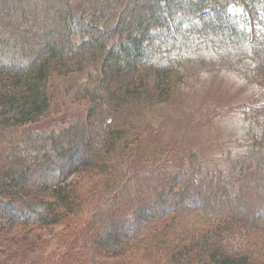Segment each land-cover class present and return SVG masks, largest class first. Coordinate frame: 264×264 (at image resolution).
I'll use <instances>...</instances> for the list:
<instances>
[{
    "label": "trees",
    "instance_id": "16d2710c",
    "mask_svg": "<svg viewBox=\"0 0 264 264\" xmlns=\"http://www.w3.org/2000/svg\"><path fill=\"white\" fill-rule=\"evenodd\" d=\"M47 3L57 20L52 28L36 26L33 14L24 21L29 25L21 27L17 23L22 21L15 18L18 10L10 0H0V23L5 21L6 32L0 39V60L7 53L12 60L22 55L32 67L26 74L6 68L0 72V215L11 224L22 227L33 222L30 226L37 228L73 219L78 230L69 226L61 237L79 240L90 253L122 259V264H264V226H260L264 216L250 214L254 207L248 203L249 193L239 185L242 176L257 174L260 189L264 188V130L247 142L249 151L237 158L234 167L224 168V161L216 159L212 162L222 164L210 173L200 168L203 159L192 147L187 148L185 163L180 158L186 167L170 172L173 153L179 151H164L159 143L143 154L141 166L134 167L135 150L129 144L160 139L164 129L157 123L141 128L135 123H113L100 150L94 149L88 134L94 118L117 120L121 111L156 106L175 93L185 74L199 73L198 67L206 62L196 65L181 60L179 69L165 61L163 50L176 46L180 36L210 29L220 50L219 57L210 59V76L221 69L227 75L242 73L241 86L224 81L230 93L243 92L237 106L246 103L254 111L257 95L264 109V0ZM119 4L128 8L114 12ZM19 11L26 17L25 9ZM245 89L253 93L247 95ZM74 105L86 108L82 120L71 119L69 125L61 121L60 127L54 124L44 140L34 137L38 143L23 135L26 126L53 115L54 106L60 114ZM188 132L181 138H187ZM178 137L171 142L180 145ZM164 147L171 149V144ZM42 169L63 182L50 191L31 186L34 176L43 175ZM96 171L104 177L97 179ZM198 171L200 176L192 178L191 172ZM76 173L94 185L79 192L81 183H67ZM145 174L155 179L148 188L141 181ZM133 180L137 185L129 189ZM192 198L205 201L217 214L179 229V207ZM142 225L147 228L139 235ZM15 240L26 247L22 251L30 246L27 236ZM89 260L74 254L69 264Z\"/></svg>",
    "mask_w": 264,
    "mask_h": 264
},
{
    "label": "rangeland",
    "instance_id": "374dc122",
    "mask_svg": "<svg viewBox=\"0 0 264 264\" xmlns=\"http://www.w3.org/2000/svg\"><path fill=\"white\" fill-rule=\"evenodd\" d=\"M10 4L13 9L18 10L15 18L22 21L17 23L21 27H25L27 24L29 25L30 22L26 23L24 21L32 14L33 20L37 22L35 25L40 28H52L57 21L55 19V14L51 11L50 7H48L49 4H45V0H22L21 2L20 0H10ZM35 8L38 9L35 10ZM126 8H128L126 5L119 4L114 8V12H120V10ZM19 9H25L26 17H24V13L19 11ZM4 24L5 21L3 24L0 23V39L6 34L5 27L3 26ZM185 34H189L188 30H185ZM176 40V46H166L164 48L163 53H165V61L170 65H175L176 68L179 69L181 68V60L196 65L204 62H206V64L198 67L200 68L199 73L190 72L185 74V77H182L183 84L179 85L178 88L177 86L174 88L175 93L169 95L166 99L159 98L165 101L156 106L147 107L148 105H145L146 107L135 108L131 111H121L119 114L121 119L119 118L117 120L109 116L94 118L93 123L88 124L90 127L88 134L94 139V145L98 148L94 149L100 150L103 147L102 144L109 130L108 126L113 123L115 126L124 125L125 123H135L140 128L145 123H157L159 126L158 128L161 130L164 129L163 135H161L162 137H159L161 140L154 138L133 141L129 144L131 150H135L134 159H132L134 167L137 165L141 166L142 163H144V158H142L143 154L155 150L158 143L159 148L164 151H179L173 153V165L170 166L172 169L169 170L170 172L177 171L181 166H184L180 158L184 159V163L186 162L185 158L189 157L186 152L188 147H192L199 157L203 159L200 168L204 169L205 167L204 171H208V173H210V170H218V166L216 165L222 164H215L212 162L216 159L224 161V168L230 165L234 167V163L242 157L243 153L249 151L247 142L250 143L252 137L256 133L261 132L260 130H264V109L260 104L261 99L255 95L256 104L254 106V111H249L250 109L246 103L237 106L238 100L243 92L240 94V90L238 89L230 93L224 81L227 79L233 87L236 85L241 86L238 81H241L240 77H242L243 74L238 72L235 75H227L225 72H222L221 69L220 71L215 70L218 72L213 71V75L210 76V59L219 57L220 51L217 50V43L215 41L217 39L213 35L212 29L200 33L191 32L189 36H180ZM144 51L145 55H148L146 49ZM11 56V53L1 56L0 69L2 70H0V72H3L5 68L25 74L29 69V73L32 71L30 64L21 58L22 55L17 56L15 60H12ZM158 62H160L159 59ZM152 80L153 76L151 77V81ZM241 83H243V81H241ZM244 92L247 95L253 93L248 89H245ZM214 100L226 102L224 104H215L213 102ZM234 102L236 103L235 107L230 105ZM260 109L262 110L260 111ZM56 110L60 111L57 106H54V108H52L54 114L48 118H44L40 124L26 126L25 134L23 135L29 139L36 137V139L40 138L44 140L50 134L54 124L59 123L60 127L61 121L63 123L67 121L65 125H69L71 124L69 123L71 119L82 120L86 113V108L79 107L78 105L68 107L60 114L55 113ZM81 115L82 117H79ZM136 130H134V132ZM189 130L190 132H188ZM184 132H188V136L185 139L181 138L180 135ZM174 136H179L178 138L182 139L180 145H178L177 142H171ZM36 139L35 142L38 143ZM48 140L50 141V148L51 140ZM22 141L26 142L28 139H22ZM168 143L171 144V149H165L164 145H168ZM21 148H26V145L22 144ZM27 153L33 156L31 149H28ZM162 155H165V152ZM151 156L158 157L157 154H152ZM42 171L43 175L41 174L38 177H33L31 182L33 185L31 186H40L50 191L49 189L51 187H55L60 181L63 182V179L58 181L56 175L45 171V169H42ZM96 172L99 177L97 179H100L102 176L104 177L101 172ZM200 172L201 171H198L196 174L191 172L192 178L198 175L200 176ZM84 176V174L76 173L67 183H81L83 186L79 192H84L94 185L91 184L93 181L86 180ZM143 176L144 178H142L141 181L146 183V188L154 183V176H148L146 174ZM186 177L188 176L186 175ZM258 177L257 174L252 177L248 175L245 177L242 176L239 180V185H242L241 187H243L242 189H244L245 193H249L247 197L248 203L254 207L250 214L260 217L264 216L262 214L264 213V188L260 189L261 184H259L260 181ZM97 179L94 181H99ZM137 182H139V180H137ZM61 185H63V183H61ZM130 185L129 189H133L137 184L134 185L133 180ZM148 191H151V189ZM130 195L132 196L131 193ZM192 197H194V195ZM179 209V223L177 224V228L179 229L189 227L193 223L200 224L201 221L217 214V212L212 210L205 201L199 200L198 198L188 199ZM159 219L162 224V218L160 217ZM6 220L5 216L0 215V264H60L61 262L62 264H69V260L73 259L74 254L79 257L90 259L89 261H85V264H119L120 262L122 264L124 262L122 259L106 257L101 254L97 255L95 252L90 253L88 247L84 248L81 246L82 242L79 240L73 242V240H69L66 236L61 237L69 226L74 227V229L77 228L78 230V227H75L73 219H70L72 220L71 222L65 220L60 225H55L54 227L42 226L40 227L41 229L37 228V226L31 227L30 225L33 222L21 227L19 224L14 225ZM17 222L19 223L20 221ZM103 225L104 223L100 226ZM262 225L264 226V222H260V226ZM85 227H87L86 231L90 229L87 223ZM146 228V225H142L139 228V235H141ZM97 230L98 233H100L99 230L101 229L97 228ZM97 230H95V233ZM259 230L261 231L262 228L260 227ZM36 235H40L41 240L39 238V240H37ZM25 236H27L30 246L28 249L22 251L23 248L26 247H22V244L17 243L15 239H20L21 237L25 238Z\"/></svg>",
    "mask_w": 264,
    "mask_h": 264
}]
</instances>
